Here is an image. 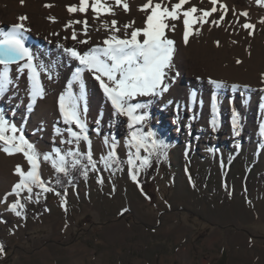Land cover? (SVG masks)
Instances as JSON below:
<instances>
[{"label":"rangeland","instance_id":"rangeland-1","mask_svg":"<svg viewBox=\"0 0 264 264\" xmlns=\"http://www.w3.org/2000/svg\"><path fill=\"white\" fill-rule=\"evenodd\" d=\"M79 2L25 0L21 5L20 0H0V27L7 30L18 23L19 16L27 15L25 23L31 31L25 41L39 42V53H33L51 69V79L41 72L45 95L31 108L27 74L18 75L15 63L10 67L16 83L0 95V112L22 129L41 153L54 148L88 149L84 140L63 143L72 140L70 133L58 136L54 128L64 122L59 97L67 91L78 64L57 44L87 50V45L71 39L73 30L78 39H87L83 25L66 28L68 22L87 19L93 45L108 35L105 20H118L117 27L134 20L135 27H143L146 19L140 7L147 0H127L129 12L114 6L116 16L102 14L99 19L91 8L87 13H69L67 7ZM177 2L164 0L169 8ZM222 3L229 11L220 26L211 23L219 20L218 11L208 18L209 23L193 25L187 45L182 39L183 18L170 21L176 24L175 31L168 32L176 42L170 73L175 79L162 98L139 97L133 102L151 99L144 130L158 127L159 139L166 140L168 132L174 141L168 144L166 157L154 154L150 166L138 170V183L131 179L132 169L127 164L129 152L135 151L128 147L130 130L105 127L117 114L91 73L86 80L90 110L86 121L98 171L89 170L87 178L78 169L72 171L65 190L62 181L56 183L51 164L42 161V178L60 195L48 192L37 200V188L30 201L25 192L20 197L8 196L4 202L19 182L16 166L27 171L30 165L23 154L7 155L0 150V243L4 245L0 264H264V24L260 23L264 7L256 0ZM46 4L53 7L46 8ZM192 5L212 7L210 0H190L184 8ZM243 11L249 17L240 16V22L235 23ZM50 16L56 22L49 20ZM246 19L256 25L252 36L240 27ZM210 79L223 81L229 90L239 85L236 89L249 91L252 99L232 102L225 96L216 108ZM189 83L197 94L194 99L187 89ZM205 86L209 89H201ZM7 98L13 103L7 104ZM234 112L238 114L239 136L233 132ZM99 118L105 120L104 125H99ZM113 139L120 163L105 168L100 158L111 150ZM147 154L141 149V156ZM16 200L25 205L17 209L20 216L10 207Z\"/></svg>","mask_w":264,"mask_h":264},{"label":"snow or ice","instance_id":"snow-or-ice-1","mask_svg":"<svg viewBox=\"0 0 264 264\" xmlns=\"http://www.w3.org/2000/svg\"><path fill=\"white\" fill-rule=\"evenodd\" d=\"M25 0H20L23 5ZM190 0H178L169 8L164 0L154 2L147 0L140 10L145 12L146 19L143 27H135V21L123 24L117 27L119 21L112 19L103 22L104 29L108 32L106 38L96 45H91L85 51L71 46L65 47L64 44H57V47L66 54L70 60L78 62V66L72 74V78L67 86V91L59 97V110L62 119L69 127L67 131L70 133L72 140L62 141L63 143H77L80 140L87 141L88 149L86 152H81L79 147L75 151L68 149L63 151L60 148H54L50 152L41 153L36 145L30 142L23 134V130L17 128L14 123H11L6 116L0 112V150L7 155L23 154L27 163L30 165L29 170L25 171L20 165L15 168V173L20 177L11 192L4 197V202L8 196L20 197L22 193L27 192L29 195L27 200H32L34 189H40L35 192L37 200L48 192H55V188L49 186V182L45 181L40 174L41 162H49L57 174L56 183H61V174L65 178H70L72 171L79 169L81 174L87 178L89 170L98 171L96 163L93 159L91 150V140L87 135V104L86 90L84 82V73L89 72L99 82V86L103 89L106 98L110 101L114 112L117 115H122L128 118V147L135 149L134 152H129L127 164L132 169L131 179L138 183L137 172L139 169H144L150 166L151 157L155 154L157 157L164 155L166 157V149L168 145L162 139L157 138L154 131H145L144 127L147 120L150 118L146 109L152 103L149 99L145 103L133 102L139 97L162 98L164 93L168 92L171 82L175 76H170L174 69V55L176 52L175 40L169 38L168 32H174L176 29L175 23L182 19L183 24V43L189 42V36L193 32V25L199 23H209V17L218 11L221 12L219 20L213 19L211 23L215 26H220V23L225 19L229 8L222 0H210L212 7L210 9H198L195 5L184 8L189 4ZM256 3L264 7V0H256ZM219 4V8L217 5ZM119 7L124 12L130 11V6L127 0H80L79 5H69L67 10L69 13H87L91 8L94 13V18L99 19L103 15L116 16L115 7ZM46 8L53 7L52 4H46ZM199 13V14H198ZM235 14V13H234ZM249 17L247 11H243L237 15L235 23H239V17ZM27 15L18 17V23L11 25L7 30L0 27V95L6 93L10 86L16 81L11 75V65L17 64V74H27L28 94L32 104H35L37 99H42L45 95V89L40 80L41 72L43 71L52 78L51 69L45 66L42 62H38L32 49L26 46L25 34L31 29L27 27ZM52 22H56L55 17H48ZM264 24V19L260 21ZM73 24L83 25V35L87 39H78L77 32H71V39L77 41L80 45H90L91 37L88 35L87 19L69 21L66 25L71 27ZM240 27L248 31V35L252 36L255 33L256 25L249 22L247 19ZM121 29L123 35L121 36ZM53 35H59L53 33ZM64 39H68L65 37ZM235 42V41H234ZM219 45V42L217 41ZM20 61H24L23 64ZM237 63L242 61L237 60ZM178 75V73L176 74ZM216 89L225 87L223 81L209 80ZM73 83H78L79 94L72 91ZM233 89L240 87L232 85ZM244 87H248L245 85ZM215 101V97H213ZM83 102V106L81 105ZM215 107V104H214ZM233 132L239 136L238 114L233 116ZM75 125L76 131L73 129ZM213 127L215 122L213 121ZM59 134V129H57ZM261 134L264 135V125L261 126ZM107 142V141H106ZM115 140L113 139L110 145L111 150L106 156H101L100 162L105 168H110L113 164H119V158L115 153ZM141 149L148 154L141 156ZM86 161V163H85ZM139 161V165H137ZM71 180L69 179V183ZM100 183L103 182L101 179ZM142 190V189H141ZM11 210L20 216L24 204L16 200L11 204ZM66 210V209H65ZM126 211V210H125ZM4 252V245L0 243V253Z\"/></svg>","mask_w":264,"mask_h":264},{"label":"bare ground","instance_id":"bare-ground-1","mask_svg":"<svg viewBox=\"0 0 264 264\" xmlns=\"http://www.w3.org/2000/svg\"><path fill=\"white\" fill-rule=\"evenodd\" d=\"M27 38V34H25V40H27L26 39ZM52 38V37H51ZM27 42V45L26 46H28V47H30L31 49H32V51L33 52H35V53H39L38 51H39V42L37 41V40H30V41H26ZM93 44V43H92ZM97 43H95V44H93V45H96ZM91 46V44L90 45H87L86 46V49L88 48V47H90ZM76 63H78V62H76ZM76 63H74V65L76 64ZM73 65V64H72ZM78 66V64L77 65H75V68ZM84 82H85V90H86V99L88 98L87 97V93H88V89L86 88V86H87V83H86V80H87V77H88V75H89V72H85L84 74ZM72 78V77H71ZM71 78H70V80H71ZM89 78V77H88ZM194 85V84H193ZM187 89H191V91H190V95H191V98L192 99H194L196 96H197V94H196V92L194 91V88L192 87V85H191V83H189V85H188V87H187ZM201 89H209L207 86H205V87H201ZM72 91H73V93H75V94H79V85H78V83H73V85H72ZM249 92V91H248ZM248 92H246V91H244V90H242V91H238L237 89H230L229 90V88H226V87H223V88H221V89H216L215 88V86L213 87V86H211V96H212V102H213V106H214V104H215V107L216 108H219V106H220V102H221V98L223 99V97H225V96H227V97H229V99L232 101V102H234L235 100L237 101V99L238 98H240V99H243V100H251L252 99V96L248 93ZM104 93V92H103ZM251 93V92H250ZM217 96H219V98L217 97ZM213 97H215V101L213 100ZM10 99L11 98H7L6 100H5V102L7 103V104H9V103H13L12 101L10 102ZM225 99V98H224ZM199 100V99H198ZM87 101V100H86ZM224 101V100H223ZM261 101V100H260ZM197 102V101H196ZM244 102V101H243ZM264 102V101H263ZM248 103V102H247ZM81 105L83 106V102H81ZM197 105V104H196ZM258 105H260V104H258ZM212 106V107H213ZM89 109L87 108V115H88V113H89ZM231 111V110H230ZM233 111H236V110H233ZM264 111V110H263ZM235 113V112H234ZM238 113V112H237ZM229 115V114H228ZM234 115V114H233ZM104 119H102V118H99V120H98V122H99V125L100 126H102V125H104L105 123H104ZM125 123V124H124ZM69 126H66V124L63 122L62 123V125H60V126H56V127H54L55 129H56V133H57V129H59V134L57 133V135L58 136H62V135H65L64 133H68V131H67V128H68ZM105 127H109V128H111V129H113V130H115V129H121V130H124V129H129L128 128V121L126 120V121H124V117L122 116V115H114L113 116V118H112V121L111 122H108V121H106V125H105ZM215 137V136H214Z\"/></svg>","mask_w":264,"mask_h":264},{"label":"trees","instance_id":"trees-1","mask_svg":"<svg viewBox=\"0 0 264 264\" xmlns=\"http://www.w3.org/2000/svg\"><path fill=\"white\" fill-rule=\"evenodd\" d=\"M157 129H158V127H157ZM157 129H156V130H157ZM156 130L154 131L155 133H156ZM163 131L165 132V130H163ZM165 134H166V140H164V141H165L166 144L168 145L169 143L173 142L174 139H172V137L169 135L168 132H165ZM157 138H158V135H157ZM158 139H159V138H158ZM78 170H79V169H78ZM67 180H68V178L63 177L62 174H61V181L63 182V187H64V188H66V186H68Z\"/></svg>","mask_w":264,"mask_h":264},{"label":"crops","instance_id":"crops-1","mask_svg":"<svg viewBox=\"0 0 264 264\" xmlns=\"http://www.w3.org/2000/svg\"><path fill=\"white\" fill-rule=\"evenodd\" d=\"M65 190H67V188Z\"/></svg>","mask_w":264,"mask_h":264}]
</instances>
